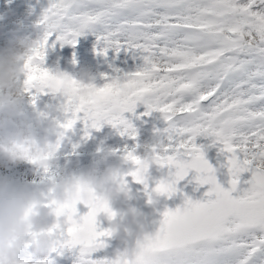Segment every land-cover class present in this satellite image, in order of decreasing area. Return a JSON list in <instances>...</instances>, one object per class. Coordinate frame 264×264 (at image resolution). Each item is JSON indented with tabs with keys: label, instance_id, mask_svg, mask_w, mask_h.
<instances>
[{
	"label": "snow or ice",
	"instance_id": "obj_1",
	"mask_svg": "<svg viewBox=\"0 0 264 264\" xmlns=\"http://www.w3.org/2000/svg\"><path fill=\"white\" fill-rule=\"evenodd\" d=\"M54 3L64 10L63 36L73 44L89 29L109 47L140 54L142 65L126 74L137 81L134 96L106 95L100 107L77 112L93 128L103 122L126 127L123 113L138 103L147 108L144 115L161 113L167 126L158 131L175 153L167 161L175 179L162 181L159 191L172 196L191 169L201 185L203 172L216 173L197 136L212 137L225 156L231 187L222 188L223 203L186 198L183 208L165 211L153 264H264V12L250 11L257 0ZM46 76L43 71L28 80L39 85ZM248 171L250 187L233 197ZM85 219L91 222V214Z\"/></svg>",
	"mask_w": 264,
	"mask_h": 264
},
{
	"label": "clouds",
	"instance_id": "obj_2",
	"mask_svg": "<svg viewBox=\"0 0 264 264\" xmlns=\"http://www.w3.org/2000/svg\"><path fill=\"white\" fill-rule=\"evenodd\" d=\"M64 21V10L53 2L33 21L35 34L18 29L0 47V264H56L58 257L74 251L75 264H153L157 232L146 230L142 211L130 206L118 213L113 202L129 195L128 177L148 189L153 166L166 167L175 153L169 154L172 146L157 132L151 141L136 146L142 149L139 154L136 148L125 149L121 160H114V153L105 149L87 166L79 160L71 167L58 164L65 135L77 123V109L98 108L106 95L123 100L138 91L133 76L109 77L98 86L91 70H81L74 79L67 72L44 68L47 38L63 32ZM43 71L47 76L39 85L29 82V76ZM32 90L64 97L65 114L29 111L26 94ZM124 132L136 138L130 124ZM22 163L34 166L43 189L6 173ZM203 176L208 193L223 203L217 174L205 171ZM174 179L175 172H170V179L157 181L148 191V203L155 206L167 196L158 190L160 184ZM79 205L88 209L83 216L78 215ZM89 214L91 222L85 219ZM101 216L108 221L103 229ZM109 239L118 240L120 247L111 257L92 259L94 252L108 247Z\"/></svg>",
	"mask_w": 264,
	"mask_h": 264
},
{
	"label": "rangeland",
	"instance_id": "obj_3",
	"mask_svg": "<svg viewBox=\"0 0 264 264\" xmlns=\"http://www.w3.org/2000/svg\"><path fill=\"white\" fill-rule=\"evenodd\" d=\"M53 2L54 0H0V47L6 46L7 41L18 29L22 34H35L37 29L33 25V21ZM99 35L100 33L95 30L86 29L75 37L73 44L72 38L64 37L63 32L50 33L45 43L43 67L52 72H67L74 79L79 78L81 70L88 69L95 75V83L102 86L108 82L109 77H119L135 72L142 65L138 52L127 49L123 45L119 50L109 47L98 39ZM102 48H107V51L102 53ZM65 104L64 97L52 94L47 90L43 92L32 90L26 94L25 106L36 114L47 111L53 116H63ZM145 112H147L145 105L138 103L133 111L123 113L124 120L136 130L135 139L124 132V125L113 126L103 122L99 128H93L89 122L83 119L84 114L80 113L77 123L66 133L61 144L58 164L63 166L67 163L71 167L79 160L82 166H87L92 162L94 156L99 155L105 149L114 153V160L123 157L125 149L136 148V153L139 154L142 149L136 146L151 141L154 135L159 132L158 130L167 126L161 113L154 111L144 115ZM212 140V137L203 135L195 138V143L202 146V151L208 157H215L220 152V146L213 145ZM171 151L170 149L169 154ZM74 152L75 154H73ZM5 171L25 182L34 183L41 189L45 187L41 184L34 166L31 164L22 163ZM240 179L245 178L240 175ZM243 190L236 197L242 196ZM113 243H115V248L120 247L118 240L109 241L106 249L92 254V259L111 257L114 253V249L111 248ZM75 260L76 251L58 257L56 264H75Z\"/></svg>",
	"mask_w": 264,
	"mask_h": 264
},
{
	"label": "water",
	"instance_id": "obj_4",
	"mask_svg": "<svg viewBox=\"0 0 264 264\" xmlns=\"http://www.w3.org/2000/svg\"><path fill=\"white\" fill-rule=\"evenodd\" d=\"M123 157H120L116 160H121ZM205 158L209 163L216 169L218 182L222 184L225 188H230L231 185L227 182L229 177L227 175V169L223 167L225 164V156L221 153H218L215 157H208L205 155ZM127 167V166H126ZM170 172L174 173L175 169H169L167 166L164 168H158V166H153L151 171V177L149 180L148 189L145 188V185L136 183L132 180L131 177H128V186L130 193L126 198H120L113 202V208L118 213H123L127 210L128 207H134L139 211H142L145 214V226L146 230L149 233H156L159 231L160 224L163 220V213L167 210L175 211L177 208H183L186 202V198L193 201H207L208 199H214V196H208L209 186L204 184L201 185L195 179L198 173L195 169L189 170L188 174L184 179L178 181L175 185L177 191L172 196H161L159 202L152 206L148 203V191L155 187V183L161 179H170ZM246 178L240 179L238 184L237 191L231 193L233 197L241 192L244 188L250 187V184L247 182L252 178V172L241 173ZM88 209L83 205L78 206V215L83 216ZM100 228H106L108 226V221L101 216L99 218ZM114 239H109L112 241Z\"/></svg>",
	"mask_w": 264,
	"mask_h": 264
},
{
	"label": "trees",
	"instance_id": "obj_5",
	"mask_svg": "<svg viewBox=\"0 0 264 264\" xmlns=\"http://www.w3.org/2000/svg\"><path fill=\"white\" fill-rule=\"evenodd\" d=\"M249 0H238L239 5H245L248 4ZM250 11L253 12H264V3H260L259 0H257V3L253 4L250 8ZM111 248L114 249V251L117 249L115 248V243L111 245Z\"/></svg>",
	"mask_w": 264,
	"mask_h": 264
},
{
	"label": "bare ground",
	"instance_id": "obj_6",
	"mask_svg": "<svg viewBox=\"0 0 264 264\" xmlns=\"http://www.w3.org/2000/svg\"><path fill=\"white\" fill-rule=\"evenodd\" d=\"M70 158V157H69Z\"/></svg>",
	"mask_w": 264,
	"mask_h": 264
}]
</instances>
